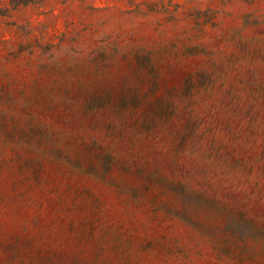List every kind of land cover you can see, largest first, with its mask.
Listing matches in <instances>:
<instances>
[{
	"label": "rangeland",
	"instance_id": "obj_1",
	"mask_svg": "<svg viewBox=\"0 0 264 264\" xmlns=\"http://www.w3.org/2000/svg\"><path fill=\"white\" fill-rule=\"evenodd\" d=\"M0 264H264V0H0Z\"/></svg>",
	"mask_w": 264,
	"mask_h": 264
}]
</instances>
